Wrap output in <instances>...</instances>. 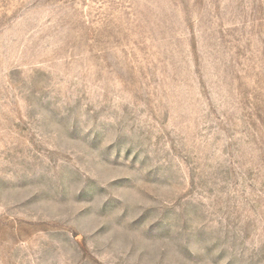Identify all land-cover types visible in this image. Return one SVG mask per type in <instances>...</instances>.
<instances>
[{
  "label": "rangeland",
  "instance_id": "rangeland-1",
  "mask_svg": "<svg viewBox=\"0 0 264 264\" xmlns=\"http://www.w3.org/2000/svg\"><path fill=\"white\" fill-rule=\"evenodd\" d=\"M0 264H264V0H0Z\"/></svg>",
  "mask_w": 264,
  "mask_h": 264
}]
</instances>
